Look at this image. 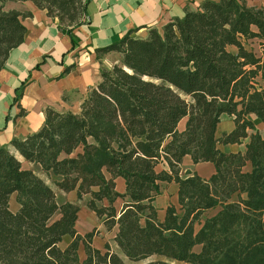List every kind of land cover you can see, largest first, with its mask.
I'll return each instance as SVG.
<instances>
[{"label": "trees", "instance_id": "1", "mask_svg": "<svg viewBox=\"0 0 264 264\" xmlns=\"http://www.w3.org/2000/svg\"><path fill=\"white\" fill-rule=\"evenodd\" d=\"M6 1L0 69L26 34L25 14L4 9ZM31 1L72 26L83 22L88 0ZM110 51L120 63L102 68L78 112L49 107L39 130L0 147V264H264V136L250 116L264 124V7L206 0L146 37L127 33L98 49ZM224 114L235 126L219 136ZM245 138L243 152L219 147ZM15 152L58 176L60 189L89 195L86 205L107 231L117 227V250L96 247L95 229L79 232V204H59L53 187ZM185 155L212 162L215 172L182 177ZM163 182L178 184V202L160 219L153 201ZM65 235L71 241L62 246Z\"/></svg>", "mask_w": 264, "mask_h": 264}, {"label": "crops", "instance_id": "2", "mask_svg": "<svg viewBox=\"0 0 264 264\" xmlns=\"http://www.w3.org/2000/svg\"><path fill=\"white\" fill-rule=\"evenodd\" d=\"M204 1L206 0H88L83 22L72 26L61 22L57 16L49 15L46 9L39 8L31 0L6 1L4 9H15L25 14L21 19L26 27V34L23 41L11 50L0 69V147L12 148L13 138H24L39 130L44 124L46 109L49 107L62 112H78L90 90L101 81L102 68L112 67L121 61L118 52L101 53L98 49L118 42L127 33L134 37H146L150 28L161 29L174 18L183 17L187 11H197ZM246 1L249 5L264 7V0ZM20 88L22 91L18 94ZM250 116L262 133L260 126L264 127L263 122L253 114ZM185 123L186 118L179 123L181 130L185 128ZM234 126L233 116L224 114L217 134L221 136L224 132L228 133ZM248 141L249 138H245L242 143L220 144L219 147L226 152H243L241 148L228 147L241 144L246 147ZM15 154L25 168L34 170L53 187L58 202L71 201L79 204L78 217L80 202L83 200L86 208L95 213L86 205L89 195L78 199L76 189L66 192L55 184V180H59L58 176L47 174L39 164L25 160L18 152ZM191 166L193 168L190 174L198 173L209 178L215 172L212 162L195 163L190 155H185L180 175H188L186 170ZM161 168L169 169L167 162L161 163ZM115 182L117 190L123 193L126 188L125 179L119 176ZM166 188L171 189L168 197ZM161 190V194L153 202L158 208L159 218L164 219L168 205L178 202V184L163 182ZM60 197L63 198L62 201H59ZM103 202L108 203L107 199ZM124 202L121 197L114 202L118 213ZM19 207L16 193H13L10 208L16 212ZM100 221L102 223L101 219ZM112 231L115 236L117 227ZM67 236L69 235H65L63 239ZM70 241L71 237L67 244ZM81 248L82 246L79 254Z\"/></svg>", "mask_w": 264, "mask_h": 264}, {"label": "rangeland", "instance_id": "3", "mask_svg": "<svg viewBox=\"0 0 264 264\" xmlns=\"http://www.w3.org/2000/svg\"><path fill=\"white\" fill-rule=\"evenodd\" d=\"M260 127L259 128L262 131V135L264 136V127H262V126H260ZM229 148L230 149L241 148V149H243V151L245 150L244 144L234 145V146L228 147V149ZM191 168H193V166H191L189 169L186 170L187 171L186 174H188V175L183 176V177H187V176L191 175L190 174L191 173ZM164 191H165V189H164ZM166 191H167L166 196L168 197L169 196V192H171V189L167 190V188H166ZM88 198H89V196H88ZM62 200H63V198L60 197L59 201H62ZM62 203L63 202H59V204H62ZM80 203H81V211L79 213V217H78V220L76 222V227L79 230V232L85 233L87 231H92L93 229H95V230L98 231V235H96V237L94 239V245L95 246L100 247L104 251L105 250V244L109 243L113 250H117V247H116V244H115V241H114V237H113L114 236L113 231H110V232L107 231L105 225L103 223H101L100 218L95 213H93L92 211H90V210H88L86 208L84 200H83V202H80ZM215 211H216V209H212V210L206 212L204 214V217H206L207 215H211ZM58 215L59 214L57 213L54 216V218H56ZM196 227L198 228L199 224H197ZM69 239H70V237L67 236L65 239H63L61 245L65 246L67 244V242L69 241ZM195 250L199 251L200 250V246L197 245L195 247ZM80 257H81V259H84V257H85V253H84L83 247L80 250ZM153 258H155V257H152L151 259H153Z\"/></svg>", "mask_w": 264, "mask_h": 264}]
</instances>
